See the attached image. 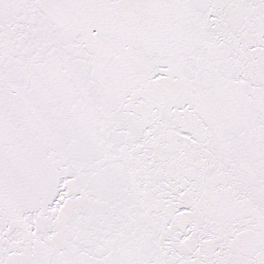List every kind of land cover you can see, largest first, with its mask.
Here are the masks:
<instances>
[{"label": "snow or ice", "instance_id": "obj_1", "mask_svg": "<svg viewBox=\"0 0 264 264\" xmlns=\"http://www.w3.org/2000/svg\"><path fill=\"white\" fill-rule=\"evenodd\" d=\"M0 264H264V0H0Z\"/></svg>", "mask_w": 264, "mask_h": 264}]
</instances>
